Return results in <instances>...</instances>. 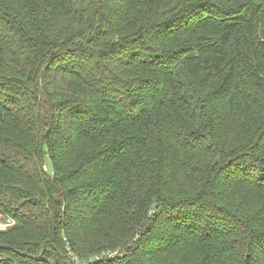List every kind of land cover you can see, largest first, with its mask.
<instances>
[{"label": "trees", "instance_id": "16d2710c", "mask_svg": "<svg viewBox=\"0 0 264 264\" xmlns=\"http://www.w3.org/2000/svg\"><path fill=\"white\" fill-rule=\"evenodd\" d=\"M0 264H264V0H0Z\"/></svg>", "mask_w": 264, "mask_h": 264}, {"label": "rangeland", "instance_id": "374dc122", "mask_svg": "<svg viewBox=\"0 0 264 264\" xmlns=\"http://www.w3.org/2000/svg\"><path fill=\"white\" fill-rule=\"evenodd\" d=\"M13 224L10 218H6L0 214V229H4Z\"/></svg>", "mask_w": 264, "mask_h": 264}]
</instances>
